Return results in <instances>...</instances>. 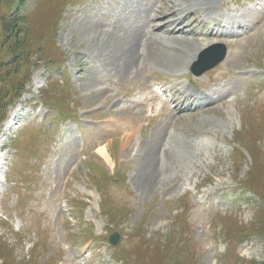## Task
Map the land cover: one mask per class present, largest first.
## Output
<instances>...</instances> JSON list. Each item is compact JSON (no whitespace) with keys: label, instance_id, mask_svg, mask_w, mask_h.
<instances>
[{"label":"rangeland","instance_id":"rangeland-1","mask_svg":"<svg viewBox=\"0 0 264 264\" xmlns=\"http://www.w3.org/2000/svg\"><path fill=\"white\" fill-rule=\"evenodd\" d=\"M18 6L46 55L0 124V264H263L264 0H18L0 17ZM219 43L225 61L193 76ZM164 85L176 103L146 100Z\"/></svg>","mask_w":264,"mask_h":264},{"label":"trees","instance_id":"trees-1","mask_svg":"<svg viewBox=\"0 0 264 264\" xmlns=\"http://www.w3.org/2000/svg\"><path fill=\"white\" fill-rule=\"evenodd\" d=\"M17 1L0 0V7L4 3L15 4ZM0 32V124H2L7 118L9 106L21 98L31 79V72L24 76L22 68L32 65L33 59H36V62L42 61L46 52L42 47H38L39 43H42L41 38L36 44L37 40L31 34L19 6L9 15L0 17Z\"/></svg>","mask_w":264,"mask_h":264},{"label":"water","instance_id":"water-1","mask_svg":"<svg viewBox=\"0 0 264 264\" xmlns=\"http://www.w3.org/2000/svg\"><path fill=\"white\" fill-rule=\"evenodd\" d=\"M225 57V49L222 46H214L210 48L209 50L205 51L201 57L200 62L197 65L198 67L202 65V68L197 73L200 75L201 73L215 67L217 64L223 61ZM112 244L116 245L118 243L117 238L112 239Z\"/></svg>","mask_w":264,"mask_h":264},{"label":"bare ground","instance_id":"bare-ground-1","mask_svg":"<svg viewBox=\"0 0 264 264\" xmlns=\"http://www.w3.org/2000/svg\"><path fill=\"white\" fill-rule=\"evenodd\" d=\"M237 14V13H236ZM172 15H169V16H167L166 18H170ZM172 21L174 20L173 19V16H172ZM183 22H186V21H183ZM154 23V22H153ZM138 33V32H137ZM136 34V33H135ZM142 37V36H141ZM140 37V38H141ZM132 38V37H131ZM130 38V39H131ZM137 38V37H136ZM133 39V38H132ZM136 40V39H135ZM129 42V41H128ZM134 42V41H133ZM135 43V42H134ZM129 44V43H128ZM131 45V44H130ZM133 45V44H132ZM128 48H130V46L128 47ZM135 47L133 46V48L129 51V57L130 58H132V60H131V62H130V64H132V62H133V60H134V57H136V55H135ZM123 56V55H122ZM120 64V63H119ZM127 67V66H126ZM123 70V69H122ZM124 71V70H123ZM121 73V72H120ZM156 86V85H155ZM164 93H169L170 94V96H171V98L172 99H175L176 98V92H175V88H173L172 90H167V91H165ZM146 95V100H150V101H153V100H155L157 103H162V104H164L165 103V96H164V94H162V96H157V95H155L152 91H150V92H148L147 91V93L145 94ZM141 115H143V112H142V114ZM108 151V150H107ZM100 155L101 156H105V158H106V153H105V151L104 150H101L100 149ZM149 162H150V155L153 153V150H149ZM109 155V154H108ZM155 155V154H154ZM107 159V158H106ZM108 160V159H107ZM149 165H150V163H149ZM3 171L4 170H2V167H1V157H0V175L3 173ZM144 171V170H143ZM149 182V181H148Z\"/></svg>","mask_w":264,"mask_h":264}]
</instances>
